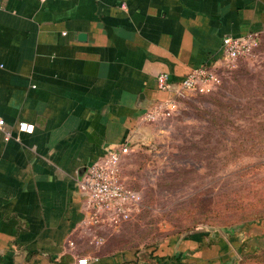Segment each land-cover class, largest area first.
<instances>
[{"label":"crops","instance_id":"crops-1","mask_svg":"<svg viewBox=\"0 0 264 264\" xmlns=\"http://www.w3.org/2000/svg\"><path fill=\"white\" fill-rule=\"evenodd\" d=\"M251 31L264 34V0H0V264L228 262L232 242L209 231L139 251L95 245L80 182L150 130L147 111L170 95L160 73L178 86L225 36Z\"/></svg>","mask_w":264,"mask_h":264},{"label":"rangeland","instance_id":"rangeland-1","mask_svg":"<svg viewBox=\"0 0 264 264\" xmlns=\"http://www.w3.org/2000/svg\"><path fill=\"white\" fill-rule=\"evenodd\" d=\"M220 69L214 90L181 98L123 157V181L141 202L100 234L111 249L209 231L232 242L224 264H264V216L228 209L249 200V187L264 191V34L252 54Z\"/></svg>","mask_w":264,"mask_h":264},{"label":"built area","instance_id":"built-area-1","mask_svg":"<svg viewBox=\"0 0 264 264\" xmlns=\"http://www.w3.org/2000/svg\"><path fill=\"white\" fill-rule=\"evenodd\" d=\"M45 2L48 0H40ZM262 34L251 31L245 35H227L223 38L222 53L209 59L205 64L194 67L182 79L178 86L171 80L170 73L163 72L157 76V88L170 95L158 101L145 116L148 121H155L166 116L179 106V100L191 92L208 93L222 81L221 65H229L252 54L261 44ZM6 126V120L0 115V128ZM20 132L33 133L35 125L27 121L18 124ZM10 134H7L9 138ZM128 144L111 147L100 160L88 165V171L80 182L85 197V218L83 230L100 246L105 238L100 235L107 228H118L132 219L141 202L138 191L128 187L122 177L123 157L129 152ZM71 245H74L72 242ZM90 258L79 257L76 264H89Z\"/></svg>","mask_w":264,"mask_h":264},{"label":"trees","instance_id":"trees-1","mask_svg":"<svg viewBox=\"0 0 264 264\" xmlns=\"http://www.w3.org/2000/svg\"><path fill=\"white\" fill-rule=\"evenodd\" d=\"M261 192H264V191L256 187H249L248 188V196H250L249 200H245L242 203L237 202L236 204L229 206L228 209H231L234 211L242 210L243 213H248V212L256 211L259 209L255 215L264 216V193H261ZM256 194H259V195L256 196Z\"/></svg>","mask_w":264,"mask_h":264}]
</instances>
